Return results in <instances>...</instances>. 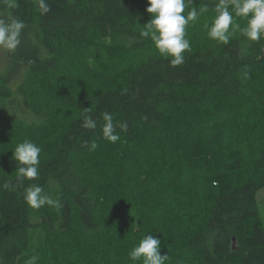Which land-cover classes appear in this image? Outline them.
<instances>
[{
	"label": "trees",
	"instance_id": "16d2710c",
	"mask_svg": "<svg viewBox=\"0 0 264 264\" xmlns=\"http://www.w3.org/2000/svg\"><path fill=\"white\" fill-rule=\"evenodd\" d=\"M217 2L189 6L209 12L187 26L178 66L140 36L148 0H46L45 15L39 0L0 2V18L26 25L10 52L25 81L11 89L0 76V264H143L129 252L147 234L165 264H264V39H209ZM83 59L99 67L77 73ZM104 112L127 125L116 143ZM85 114L96 129L81 126ZM24 140L41 148L35 180L17 177ZM32 184L61 206L30 207Z\"/></svg>",
	"mask_w": 264,
	"mask_h": 264
},
{
	"label": "clouds",
	"instance_id": "9594fccd",
	"mask_svg": "<svg viewBox=\"0 0 264 264\" xmlns=\"http://www.w3.org/2000/svg\"><path fill=\"white\" fill-rule=\"evenodd\" d=\"M9 9L19 6L18 0H0ZM193 0H148L146 11L151 14V19L144 24L140 36L150 39L159 54L171 57L170 63L178 66L184 63V53L190 50V41L186 38V28L190 23L197 22L209 12V7H189ZM41 15L51 11L46 0H39ZM186 9H189L186 12ZM215 15L205 23L207 36L211 40L227 45L236 33L241 34L249 41L264 39V0H218L214 9ZM237 18L246 20V25L241 26ZM26 27L21 19L11 17L9 20L0 18V49L15 52L21 44V33ZM245 76H248L245 73ZM90 109L85 108V113ZM102 134L111 143H116L120 136L116 133V127L126 130L125 123H114L113 116L104 112ZM88 130L97 128V121L85 114L81 125ZM98 144L93 141L91 150H96ZM41 148L30 140H24L15 147L13 158L19 162L18 179L35 180L39 175ZM26 203L39 209L45 205L59 208L58 199H53L44 192V189L32 184L25 191ZM161 240L152 235H145L130 252L132 261H143V264H165L168 254L160 253ZM37 256L30 257L26 264H36Z\"/></svg>",
	"mask_w": 264,
	"mask_h": 264
},
{
	"label": "rangeland",
	"instance_id": "374dc122",
	"mask_svg": "<svg viewBox=\"0 0 264 264\" xmlns=\"http://www.w3.org/2000/svg\"><path fill=\"white\" fill-rule=\"evenodd\" d=\"M116 40L117 42H122L121 37L116 38ZM93 42L95 41L93 40ZM103 42L111 43L112 39L108 38L105 39ZM124 43L128 46L131 44V41L128 39L125 40ZM110 58H107V62L103 64V66L107 69L112 67L113 64H115L117 67H120V65L128 63L131 59V56L130 55H123L122 57L110 56ZM80 62L82 63L81 65L80 64H78V66L76 65L77 70L78 69L80 70V72L77 73H81V72H83L82 74L88 72L91 73L92 71L91 68L99 67L97 64H93V60L91 59H87V60L83 59L80 60ZM12 69H13V65H12V57L10 56V52L6 49H0V76H10L8 80V85L10 86L11 89H16V87L20 83L25 81L26 66L24 65L19 68H16L15 71L11 74ZM256 197H257L260 213L264 215V187L257 191ZM60 258L61 260L58 259L59 263L63 261V258L62 257Z\"/></svg>",
	"mask_w": 264,
	"mask_h": 264
}]
</instances>
